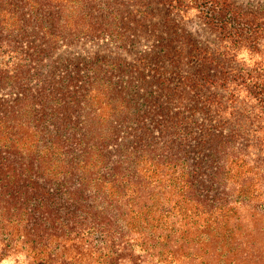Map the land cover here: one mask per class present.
<instances>
[{
  "label": "trees",
  "instance_id": "1",
  "mask_svg": "<svg viewBox=\"0 0 264 264\" xmlns=\"http://www.w3.org/2000/svg\"><path fill=\"white\" fill-rule=\"evenodd\" d=\"M99 39L118 52L57 54ZM9 257L264 264V1L0 0Z\"/></svg>",
  "mask_w": 264,
  "mask_h": 264
},
{
  "label": "rangeland",
  "instance_id": "2",
  "mask_svg": "<svg viewBox=\"0 0 264 264\" xmlns=\"http://www.w3.org/2000/svg\"><path fill=\"white\" fill-rule=\"evenodd\" d=\"M243 3H257L258 1L264 0H239ZM185 26L189 31H191L202 43L208 44L213 47L216 43L215 35L207 28V26L198 18L191 17L185 22ZM136 39H138V43L136 45L135 50L139 51V49H147L151 45V41L146 38L140 37L139 33H136ZM140 39V42H139ZM111 44V42L106 40H93L87 41L82 40L78 42L76 45L67 46L62 45L61 48L57 51V54L60 56H69L77 61L87 62L91 60L92 57L95 56L96 53H115L118 52ZM127 58L132 59L135 55L134 53H123ZM136 56V55H135ZM134 56V57H135ZM123 75V74H122ZM123 78H128V76L123 75ZM0 264H20L14 258L9 257L0 262Z\"/></svg>",
  "mask_w": 264,
  "mask_h": 264
}]
</instances>
